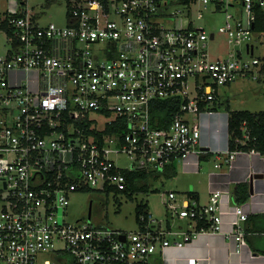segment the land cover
<instances>
[{
	"label": "built area",
	"instance_id": "1",
	"mask_svg": "<svg viewBox=\"0 0 264 264\" xmlns=\"http://www.w3.org/2000/svg\"><path fill=\"white\" fill-rule=\"evenodd\" d=\"M26 2L9 0L0 15L11 32L2 30L10 47L0 54V264H151L183 247L149 210L128 232L70 222V196L130 192L127 172L162 175L204 152L199 116L215 109L219 88L262 72L254 40L264 0H68L64 26L41 25ZM219 10L234 48L214 59L216 32L196 22ZM166 101L179 109L162 127L155 112ZM242 151L229 149L225 162ZM221 198L217 190L202 205L171 191L166 207L219 232ZM233 214L239 252L249 213L238 204Z\"/></svg>",
	"mask_w": 264,
	"mask_h": 264
},
{
	"label": "crops",
	"instance_id": "2",
	"mask_svg": "<svg viewBox=\"0 0 264 264\" xmlns=\"http://www.w3.org/2000/svg\"><path fill=\"white\" fill-rule=\"evenodd\" d=\"M8 8L9 6L0 10V15L6 13ZM5 36L6 52L10 45L6 33ZM261 75H263L262 72L258 79ZM220 89L221 87L218 100ZM221 104L222 102L218 101L211 113L206 112L199 116L200 144L204 152L199 157L191 155L189 163L177 162L180 163L179 168L176 167V163L169 167H173L172 170L168 171V168L162 174L170 177L181 171L183 175L188 176V183L183 185L186 188L185 193L179 194L172 191L180 200L190 197L204 205L210 201L215 191L220 190L222 192L221 230L219 232L201 231V227L206 224L203 223L199 229L198 226L202 222L198 223L168 213L171 216L165 225L161 221L158 222L171 233L168 235L170 239L186 243L183 247L173 246L157 252L152 256L151 264H264V154L243 150L236 154L231 163L225 162L231 137L230 112L237 110H232L229 105L223 110ZM216 164L220 166L216 167ZM243 183L248 185L249 197L240 204L249 213V218L243 222L246 231L245 244L238 252L237 242L232 234L234 228L232 221L235 218L234 207L239 204L235 191L237 185ZM251 183L253 191H251ZM193 233L195 236L188 240V236Z\"/></svg>",
	"mask_w": 264,
	"mask_h": 264
},
{
	"label": "rangeland",
	"instance_id": "3",
	"mask_svg": "<svg viewBox=\"0 0 264 264\" xmlns=\"http://www.w3.org/2000/svg\"><path fill=\"white\" fill-rule=\"evenodd\" d=\"M9 0H0V10L10 6ZM32 13L36 14L41 25L51 22L64 26L67 24L68 0H27ZM234 8L231 7L230 11ZM205 16L197 20V24L204 26L208 32H216L215 39L209 42V51L214 59L227 55L234 46L229 43L227 34L219 31V27L226 22L224 10L211 14L204 12ZM5 33L0 31V54L5 52ZM256 49L254 56L264 57V34H257L254 40ZM18 81L26 79L27 75L19 72L15 75ZM30 78L35 77L31 73ZM13 78V77H12ZM36 86V83H34ZM222 109L229 105L232 110H264V74L260 79L251 77L240 78L231 84L221 87L219 100ZM120 164L128 166L127 158L121 157ZM179 164L177 166L179 168ZM188 176L181 171L170 177L159 175L157 179L149 180V191L144 193H132L122 191L116 194H106L100 191L73 193L70 196V204L67 208V219L70 222L76 220L85 221L90 217L92 223L99 226L111 227L123 231H134L139 228L138 206L142 212L147 210L154 218L165 225L170 213L166 207L170 191L185 193L183 185L188 183ZM169 215V216H168ZM139 216V217H138ZM176 222V221H175Z\"/></svg>",
	"mask_w": 264,
	"mask_h": 264
},
{
	"label": "trees",
	"instance_id": "4",
	"mask_svg": "<svg viewBox=\"0 0 264 264\" xmlns=\"http://www.w3.org/2000/svg\"><path fill=\"white\" fill-rule=\"evenodd\" d=\"M49 3L52 0H47ZM104 3H107V0H100ZM69 14V8L68 12ZM1 14V13H0ZM0 30H7L9 34L10 30L6 28L5 23L0 25ZM255 32L260 35V33L264 34V8H258L257 10V18L255 22ZM264 61V57H263ZM262 74H264V62L262 65ZM179 103L178 101H166L159 105L156 109L155 116L158 117V124L162 127L167 126L171 120L172 115L178 111ZM106 132H113L111 128L106 129ZM229 132H230V140H229V149L231 150H244L250 151L255 150L262 154H264V110L251 112L249 110H237L230 112L229 118ZM249 134V139L246 140L245 144L240 143L244 138V134ZM173 167L169 168L168 171L172 170ZM167 173V172H166ZM128 178V191L129 195L132 193H144L149 191V180L157 179L159 174L147 171V170H138L127 172ZM248 185L246 183L238 184L236 188V200L237 203H242L246 201L249 197L247 194ZM246 193V194H245ZM142 207L138 206V214L140 216L142 212ZM138 216V217H139ZM203 223L199 224L200 226Z\"/></svg>",
	"mask_w": 264,
	"mask_h": 264
},
{
	"label": "water",
	"instance_id": "5",
	"mask_svg": "<svg viewBox=\"0 0 264 264\" xmlns=\"http://www.w3.org/2000/svg\"><path fill=\"white\" fill-rule=\"evenodd\" d=\"M251 191H253L252 183H251ZM121 238H122L123 240H125V236H124V235H122Z\"/></svg>",
	"mask_w": 264,
	"mask_h": 264
}]
</instances>
